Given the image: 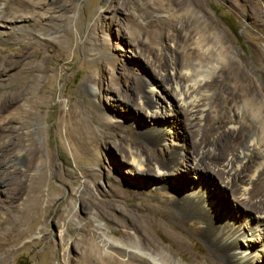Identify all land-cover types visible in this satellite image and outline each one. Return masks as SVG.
Segmentation results:
<instances>
[{"label": "rangeland", "instance_id": "1", "mask_svg": "<svg viewBox=\"0 0 264 264\" xmlns=\"http://www.w3.org/2000/svg\"><path fill=\"white\" fill-rule=\"evenodd\" d=\"M8 1L0 0V6L26 11L24 17L2 22L0 66L1 58L22 54L31 65L18 77L0 81V264H92L80 251L88 238L101 247L109 239L112 259L127 262L131 251L120 243L139 241L143 232L133 218L143 214L150 221V237L177 261L224 264L188 227L170 224L164 210L195 175L179 173L176 182L190 181L173 193L155 168L137 175L117 149H126L135 138L127 132L130 127L143 131L157 120L131 105L142 97L159 119L181 118L176 133L188 132L196 140L197 128L165 101V88L148 90L150 76L166 74L159 60L167 61L170 54L195 60L193 2L200 3V15L219 27L228 46L254 71L255 58L264 56V0ZM40 68L45 74L36 73L34 89L23 91L19 84ZM25 112L30 116L24 117ZM211 116L212 126L219 125V115ZM171 144L163 145L169 150ZM179 146L182 154L192 150L191 143ZM133 150L142 151L138 146ZM13 180L17 195L12 199ZM213 182L209 187L221 204L219 213L230 214L232 208L238 214L235 196L219 178ZM94 193L99 198L95 204ZM66 235L70 251L62 241Z\"/></svg>", "mask_w": 264, "mask_h": 264}, {"label": "bare ground", "instance_id": "2", "mask_svg": "<svg viewBox=\"0 0 264 264\" xmlns=\"http://www.w3.org/2000/svg\"><path fill=\"white\" fill-rule=\"evenodd\" d=\"M0 9V27L6 24L2 23L6 19L24 17L26 11L11 7L3 9L1 6ZM201 9L200 3H192L193 38L199 51L193 55L195 60L185 59V53L170 54L167 61L159 58V61L164 60L159 67L166 74L151 75L147 85L151 93L158 86L165 88V101L175 105L186 117V122L192 121L197 128V141L193 135L190 139L188 132L184 136L176 133L177 124L183 125L181 118L175 121L159 119L156 112H149L151 104L142 97L141 103L133 102L131 105L138 114L150 113L157 120L147 124L143 131L139 130L140 126L130 127L127 132L135 136L129 141L130 148L129 144L126 149L119 146L117 151L130 160L137 175L148 174L155 168L157 177L169 182L168 191H177L178 184L180 188L183 185L187 187L190 180L185 183L182 179L183 184L174 180L179 173L185 178L195 175L187 190L180 196H172L171 203L164 206L170 224L188 227L191 233L186 230L185 233L204 239L215 259L224 264H264V173L256 178L264 169V56L255 58L257 67L253 71L247 61L228 46L219 27L209 17L200 15ZM6 59L1 58L0 81L5 76L18 77L31 65L25 54L13 55L9 61ZM36 73L45 74V70L40 68L23 80L19 84L23 91L34 89L39 78ZM254 76H259L257 81ZM29 94L32 98L34 93L31 91ZM212 112L219 115L220 123L215 127L212 126ZM29 116L28 112L24 113V117ZM164 142H171V149H165ZM190 143L192 150L182 154L179 145ZM137 146L142 151L133 150ZM215 178H219L225 189L235 196L238 214L232 208L226 209L230 214L219 213L221 204L209 187L210 182H217H213ZM12 186L13 199L17 195L14 180ZM98 199L94 193L93 204ZM180 210H183V215ZM145 215L133 218L143 232L139 241L120 243L131 251L132 258L127 262L121 258L112 259L106 247L111 243L107 238L103 247L90 238L85 240L86 246L82 250L80 248L85 260L92 264H182L168 248L158 245L150 237L147 231L150 221ZM195 225L201 226L197 228ZM67 238V235L63 236L62 241L70 251L71 244ZM243 241L247 242V248ZM175 246L180 251L177 242ZM212 264H216L215 261Z\"/></svg>", "mask_w": 264, "mask_h": 264}, {"label": "trees", "instance_id": "3", "mask_svg": "<svg viewBox=\"0 0 264 264\" xmlns=\"http://www.w3.org/2000/svg\"><path fill=\"white\" fill-rule=\"evenodd\" d=\"M18 264H29V262L27 261V262H19Z\"/></svg>", "mask_w": 264, "mask_h": 264}]
</instances>
